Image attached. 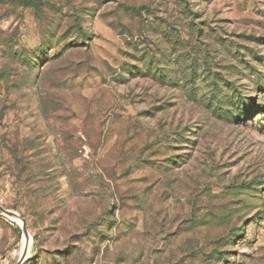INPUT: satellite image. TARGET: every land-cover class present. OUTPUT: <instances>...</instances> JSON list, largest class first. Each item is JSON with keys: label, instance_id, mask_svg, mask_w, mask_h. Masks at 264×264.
<instances>
[{"label": "rangeland", "instance_id": "374dc122", "mask_svg": "<svg viewBox=\"0 0 264 264\" xmlns=\"http://www.w3.org/2000/svg\"><path fill=\"white\" fill-rule=\"evenodd\" d=\"M0 202L22 264H264V0H0Z\"/></svg>", "mask_w": 264, "mask_h": 264}, {"label": "water", "instance_id": "95a60500", "mask_svg": "<svg viewBox=\"0 0 264 264\" xmlns=\"http://www.w3.org/2000/svg\"><path fill=\"white\" fill-rule=\"evenodd\" d=\"M0 214L5 215L8 218H20L23 222L21 229L23 231L24 236L30 237L29 232H28V228H27V223L24 219H22L20 214H18L17 212L7 210L4 207H2L1 205H0ZM25 259H26V255L23 253L21 258H20L19 264H22L25 261Z\"/></svg>", "mask_w": 264, "mask_h": 264}, {"label": "bare ground", "instance_id": "6f19581e", "mask_svg": "<svg viewBox=\"0 0 264 264\" xmlns=\"http://www.w3.org/2000/svg\"><path fill=\"white\" fill-rule=\"evenodd\" d=\"M10 219L15 221L17 224H19L20 227L23 225V222L20 218H10ZM31 244H32V238L24 236L21 255L24 253L26 257L28 256V252H29ZM27 260H28V257H27Z\"/></svg>", "mask_w": 264, "mask_h": 264}, {"label": "built area", "instance_id": "2783aa9c", "mask_svg": "<svg viewBox=\"0 0 264 264\" xmlns=\"http://www.w3.org/2000/svg\"><path fill=\"white\" fill-rule=\"evenodd\" d=\"M1 202H3V201L1 200ZM1 202H0V203H1Z\"/></svg>", "mask_w": 264, "mask_h": 264}]
</instances>
